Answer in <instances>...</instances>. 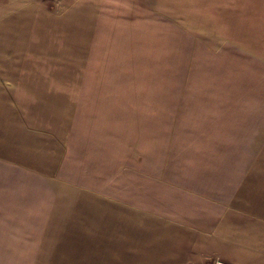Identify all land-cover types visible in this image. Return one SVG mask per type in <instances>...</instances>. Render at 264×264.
I'll list each match as a JSON object with an SVG mask.
<instances>
[{
    "label": "rangeland",
    "instance_id": "374dc122",
    "mask_svg": "<svg viewBox=\"0 0 264 264\" xmlns=\"http://www.w3.org/2000/svg\"><path fill=\"white\" fill-rule=\"evenodd\" d=\"M18 1L0 0V25ZM123 1L107 0L105 11L92 10L101 16L105 48L76 57L68 41L54 46L57 21L70 14L72 0H29L49 30L41 42L60 52L52 63L80 70L62 73L67 103L59 110L44 105L46 123L61 130L59 173L35 193L20 183L5 187L7 177L13 182L19 175L0 166V264H246V248L229 246L235 223H227L220 241L166 247L170 218L190 216L199 206L186 191L197 164L184 162L185 137L167 129L181 127V115L188 123L187 114H222L238 127L247 118L264 122V0H161L166 13L182 22L173 28ZM133 12L136 20L124 21ZM69 27L60 33L68 35ZM172 113L180 116L172 121ZM192 156L196 160L198 152L185 158ZM51 219L57 230L48 229Z\"/></svg>",
    "mask_w": 264,
    "mask_h": 264
},
{
    "label": "crops",
    "instance_id": "0c3cea01",
    "mask_svg": "<svg viewBox=\"0 0 264 264\" xmlns=\"http://www.w3.org/2000/svg\"><path fill=\"white\" fill-rule=\"evenodd\" d=\"M84 1L72 0L70 14L61 17L55 27L54 46H62L68 41L76 50L72 54L76 57L83 54L91 57L98 51L102 52L106 43L104 28H100L101 16H92V10L105 11L107 0ZM125 1L133 9L146 8L143 16L157 23L172 28L182 23L166 13L164 9L167 8L161 7V0ZM18 2L10 13L3 9L6 13L1 16L4 19L0 25V158H6L0 166L7 168L8 173L19 175L18 181L13 182L7 177L5 187L20 183L36 193V189L44 187L47 180L59 173L65 157L60 127L56 129L55 124L46 123L50 119L45 114L44 105L57 104L59 110L60 105L67 103L62 99L67 93L63 91L66 80L62 73H78L80 69L74 64L52 63L60 59V52L56 47L46 48L41 42L49 35L43 13L29 0ZM78 10L80 14L74 16ZM136 14L131 13L132 18H136ZM129 16L124 21L136 20ZM67 25L70 33H60ZM180 30L190 37L188 31ZM47 56L52 58L48 63ZM75 80L71 74L69 87L73 95L77 93ZM85 86L86 92L90 93L92 87L89 82ZM100 98V102H106L107 97L101 94ZM90 101L86 99V102ZM178 115L172 113L170 118L173 121ZM190 116L186 115L189 121L184 124L185 119L181 115V127H171L167 132L171 130V135L180 132L185 137L182 138L183 160L191 162L190 165L197 164L198 171L190 176L192 185L186 191L195 195L199 206L191 209L190 216L180 214L170 218L172 223L165 229L166 247L197 246L195 243L203 238L220 241L227 223H235L238 229L230 233L233 243L229 246L246 248V264H264V122L253 123L252 118H247L245 126L238 127L231 126L232 118L221 119L222 114ZM222 120H229L230 126ZM195 152H198L196 160L193 156L185 158L186 153ZM185 163L183 170L186 169ZM203 183L206 189L202 188ZM101 185L103 189L104 183ZM98 187L93 189L96 191ZM9 192L4 191L7 198ZM21 199L29 200L23 196ZM48 215L56 216L55 213ZM93 217L99 218L100 214L94 213ZM54 223L55 220L51 219L47 224ZM48 229L57 230L55 224ZM241 235L245 236L244 242ZM185 236L192 237L190 241L193 242L188 244ZM153 238L158 240L157 232Z\"/></svg>",
    "mask_w": 264,
    "mask_h": 264
}]
</instances>
